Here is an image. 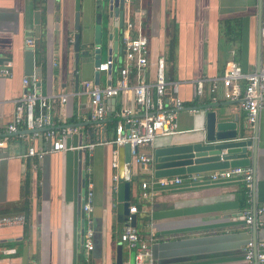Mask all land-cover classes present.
Segmentation results:
<instances>
[{
    "label": "crops",
    "instance_id": "1",
    "mask_svg": "<svg viewBox=\"0 0 264 264\" xmlns=\"http://www.w3.org/2000/svg\"><path fill=\"white\" fill-rule=\"evenodd\" d=\"M96 2L81 0L77 81L76 0H0V66L12 62V76L0 77V135L7 138V148L0 149V215L30 212L24 227L0 230V264H116L120 243L123 264H135V251L121 241L126 225L118 223L113 200L124 175L125 149L111 142L123 119V108L136 110V105L130 95H120L107 101L104 120L92 121L91 99L84 86L92 82L104 87L117 80L126 61L123 37L130 17L136 27L130 35L137 37L142 28L149 40L148 79L155 82L158 60L164 58L167 80L179 84V97L186 109L178 115L179 133L160 136L154 146L141 148L153 161L147 166L132 164L131 204L140 206L137 232L150 243L157 264H247L246 244L250 240L264 242V109L250 126L241 99H224L221 85L218 94H212L210 88L230 62L239 63L245 73L260 70L264 63V0H135L131 8L125 7L123 27L119 18L111 23L106 14L99 25ZM139 11L141 17H135ZM228 21L240 25L234 26L237 29L231 36L227 34ZM29 39L34 40V47L27 45ZM172 41L175 58L169 62ZM29 48L35 50L33 77L26 71ZM110 58L116 61L113 69L97 71L98 65ZM25 77L38 80L42 95L58 96L52 119L57 130L66 132V146L74 149L51 153L52 142L44 134H5L14 119L15 101L24 92ZM199 80L205 83L203 97L197 95ZM61 95L67 96L65 103ZM209 112L226 114L244 129L247 140L255 141L251 197L243 183L188 179L190 175L207 178L212 171L177 176L184 178L182 185L151 187L152 195L143 198L142 183L156 178L155 152L205 135ZM89 143L97 144L94 150L84 148ZM29 147L48 153L42 160L27 158ZM247 158L252 163V149ZM90 183L94 193L92 252L84 245L88 222L83 207ZM248 208L254 212L263 209L256 225L246 224Z\"/></svg>",
    "mask_w": 264,
    "mask_h": 264
},
{
    "label": "built area",
    "instance_id": "2",
    "mask_svg": "<svg viewBox=\"0 0 264 264\" xmlns=\"http://www.w3.org/2000/svg\"><path fill=\"white\" fill-rule=\"evenodd\" d=\"M135 0H124L125 6L131 8ZM141 17V13L135 12ZM134 17V15H133ZM130 19L125 23L126 33L123 37V52L126 61L119 70V76L114 83L101 87L92 82H85V93L90 96L92 111L90 119L95 122L102 121L108 114L107 101L120 95H130L133 99L136 110L123 108V119L115 128V138L111 142L118 147L130 146L132 163L149 165L152 157L141 153V148L152 147L160 136H172L179 133L178 115L185 109V104L179 97V84L169 82L166 75V62L160 58L157 63L156 80L148 79L149 67V40L142 34L139 28V35L134 37L130 32L135 29V23ZM264 38V26L262 27ZM27 45L35 46L34 40H27ZM113 58L100 63L97 67L99 72H110L115 66ZM12 76V62L7 61L0 66V77ZM242 82H245L244 86ZM220 85L224 88L223 97L226 100H242V109L246 115L247 123L253 126L259 118L260 112L264 109V63L260 70L255 73H245L241 65L235 61L230 62L222 77L216 79L211 86L212 94H218ZM24 92L15 101V114L11 124L6 127L5 134L13 135L20 131L32 132L35 136L44 134L52 142L49 152L60 153L74 148L66 146V132L57 130L52 119L53 103L58 96H44L38 91V80L25 77L23 79ZM205 94V83L202 80L197 82V95L203 97ZM60 99L66 102L67 96L61 95ZM198 111V110H196ZM76 129H74L75 131ZM96 143H89L84 148L94 150ZM7 148V138L0 135V149ZM48 151H38L35 147H29L25 154L27 158L42 160ZM114 168H118L114 163ZM119 181V176H114ZM191 181L205 180L209 183H243L248 188V196L251 197L254 187V170L251 166L233 167L212 172L207 178L203 176L190 175ZM184 183V178L156 179L142 183L143 198L152 195L148 189L151 187L168 188L179 186ZM93 185L90 183L85 194L83 210L86 214L88 229L85 231V248L88 252L95 249L93 228ZM131 214L138 213V207L131 205ZM263 213V209L255 212L248 208L244 212L247 225H256L257 216ZM27 223L25 214L0 215V230L17 227H24ZM121 241L126 243L128 248L135 251V264H157L153 258L150 243L142 239L138 232L131 226V218L121 234ZM245 261L247 264H264V242L250 240L245 246Z\"/></svg>",
    "mask_w": 264,
    "mask_h": 264
},
{
    "label": "water",
    "instance_id": "3",
    "mask_svg": "<svg viewBox=\"0 0 264 264\" xmlns=\"http://www.w3.org/2000/svg\"><path fill=\"white\" fill-rule=\"evenodd\" d=\"M124 0H97L96 22L102 24L103 17L107 16L111 23L114 18H119L120 27L125 23ZM60 10V5L56 7ZM75 70H79V53L81 45V0H76L75 6ZM57 16L56 20L59 21ZM113 28V25H112ZM262 30V28H261ZM262 36V31H261ZM26 71L30 76L36 74L35 50L29 48L26 52ZM38 72V70H37ZM78 83V82H77ZM227 115L220 112L207 113L205 135L196 137L192 142L173 145L159 149L154 154L153 168L158 179L185 176L188 174L212 172L233 167L250 166L254 164L257 146L254 140L244 137V129L238 124L227 119ZM32 133V132H30ZM125 149L124 175L114 190L116 195L114 202L117 206V221L120 224H128L131 218V226L137 232V215L130 213L133 183L131 179L132 158L130 146ZM253 150V161L247 158L248 150ZM122 243L118 245L116 264H123ZM131 264V263H130Z\"/></svg>",
    "mask_w": 264,
    "mask_h": 264
},
{
    "label": "trees",
    "instance_id": "4",
    "mask_svg": "<svg viewBox=\"0 0 264 264\" xmlns=\"http://www.w3.org/2000/svg\"><path fill=\"white\" fill-rule=\"evenodd\" d=\"M226 25H227V34H228V36H231L232 33L235 32V30L237 29V28H235V27H237V26L239 27V26H240L238 21H235V24H234V25H232L231 22L228 21ZM234 26H235V27H234ZM174 45H175V42L172 41V42L170 43V51H169V53H168V61H169V62H170V61H174V58H175V55H174ZM113 125L116 126L117 123L114 122ZM138 207H140V206L138 205ZM26 215H27V217H28V221H29V220H30V212H29V210L26 211ZM138 234H139V233H138ZM139 235L141 236V234H139Z\"/></svg>",
    "mask_w": 264,
    "mask_h": 264
}]
</instances>
